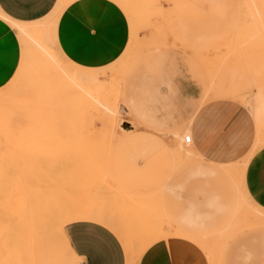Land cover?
Masks as SVG:
<instances>
[{
    "label": "rangeland",
    "instance_id": "374dc122",
    "mask_svg": "<svg viewBox=\"0 0 264 264\" xmlns=\"http://www.w3.org/2000/svg\"><path fill=\"white\" fill-rule=\"evenodd\" d=\"M64 1L69 3L68 0ZM113 1L126 15L127 40L113 60L100 66L77 64L58 49L51 33V28L55 26L53 21L60 13L58 4L54 3L45 16L26 22L36 23V27L33 35L31 33L30 38L22 42L18 39L17 29L6 20L17 35L19 60L9 81L0 86V227L16 214L20 203L25 209L42 208L43 204L51 209L56 208V213L61 215V223L68 222L72 215L76 217L83 212L94 213L97 210L99 215L118 219L120 227L117 237L129 264H136L146 245L154 241H158L159 245L166 242L172 264H235L237 251L238 254L242 252L241 257L247 264H264V252L257 255L249 242L251 237L258 240L256 237L264 235V222H260L264 207L249 196L243 185L247 159L255 149L264 145V27L260 25L262 23L264 26V10L261 9L264 5L258 9L262 0H257L259 5L251 9L248 0H239V16L234 28L237 0H124L122 4L119 0ZM62 2L60 0V4ZM54 46L60 51L57 57ZM157 50L181 53L195 66L203 84V101L231 98L245 107L253 118V139L247 153L224 166L235 186V200L231 206H222V220L216 226L208 227L205 222H195L194 229H188L191 224L190 210L198 207L165 203L166 199L176 201L181 198V189H169L168 194L164 191V195L161 189L149 194H132L121 188L118 191V186L108 173L107 155L111 142L125 128L136 125L123 99L125 76L140 52L145 54ZM42 52L49 58L42 57ZM27 55L35 60L26 61ZM53 55L57 60L53 59ZM63 56L85 71L65 64ZM20 62L27 63V67ZM63 65L65 67L62 69ZM19 68L20 76L16 72ZM70 70L72 75L68 73ZM74 72V80L77 81L73 85V77H67L73 76ZM44 73L53 76L46 79L42 76ZM95 76L99 82H96ZM205 85L206 95L210 93L211 96H204ZM5 89L7 92H3ZM230 92L242 96L230 95ZM187 128L188 125H182L175 130L159 131L165 134L174 151V166L188 159L194 160L196 156L192 150L190 155L186 154L190 151L189 143L182 140V135L188 133ZM118 196L134 198V206L130 203V208L125 200L118 210L114 201ZM199 208L200 211H193V214L200 213L203 217L207 214L204 211L209 210L205 205ZM93 221L99 223L98 220ZM106 227L112 228L110 225ZM179 229L197 237L194 240L176 233ZM60 231L54 236L58 245L62 246H57L60 247L58 251L71 264H78L79 259L69 258L65 246L66 232L64 230V237L61 235L63 230ZM175 236L193 241L178 244L165 239ZM241 243L244 244L241 246ZM24 248L28 249L26 246ZM26 252L22 254L26 255ZM28 255L29 258L25 256L26 264H33L31 253Z\"/></svg>",
    "mask_w": 264,
    "mask_h": 264
},
{
    "label": "crops",
    "instance_id": "0c3cea01",
    "mask_svg": "<svg viewBox=\"0 0 264 264\" xmlns=\"http://www.w3.org/2000/svg\"><path fill=\"white\" fill-rule=\"evenodd\" d=\"M55 1L0 0V11L14 21L32 22L45 16ZM123 1L119 0V3ZM237 5L233 28L239 16V0ZM57 19V45L77 64L103 65L113 60L125 46L126 15L113 0H72ZM172 19L175 20L173 16ZM182 55L152 51L139 56L129 66L122 92L136 125L125 128L112 143L107 155V169L119 190L132 194H149L161 189L164 195L169 189H181V198L164 202L197 206L189 213L191 224L188 229L192 230L195 222L216 226L222 220V206L234 204L235 186L224 166L247 151L253 139L254 121L246 108L231 98L203 101L199 72ZM18 60L17 35L0 17V86L9 81ZM204 96H211L210 93L206 95V85ZM182 125H188L189 144L196 156L194 160L188 159L174 166V151L165 134L159 131L175 130ZM243 185L249 196L264 207V145L247 159ZM201 205L209 209L204 211L207 214L203 217L200 213L193 214V211H200ZM97 223L77 219L63 227L68 243L79 259L78 264H124L126 253L123 254L121 241L108 227ZM259 237H256L258 240L249 238L257 255L264 252V235ZM165 239L178 244L192 242L178 236ZM165 245L154 241L140 254L136 264H172ZM241 254L236 252L235 264H247Z\"/></svg>",
    "mask_w": 264,
    "mask_h": 264
},
{
    "label": "bare ground",
    "instance_id": "6f19581e",
    "mask_svg": "<svg viewBox=\"0 0 264 264\" xmlns=\"http://www.w3.org/2000/svg\"><path fill=\"white\" fill-rule=\"evenodd\" d=\"M63 2V4L61 3L60 4V0H58V1H56V5L58 4L59 5V7H60V11L59 12H61V10L67 5V3H64V2H66V1H64V0H62ZM249 1V3H248V6L250 7V9L251 8H253L254 6H256V4H258L259 2V0L257 1V0H248ZM68 2H70V0H68ZM261 3V2H260ZM264 1L262 0V5H257L258 6V9H259V7L261 8L264 4ZM57 5V6H58ZM65 5V6H64ZM255 8V7H254ZM257 9V8H256ZM261 9H263L264 10V7L263 8H261ZM260 10V9H259ZM255 11V10H254ZM258 11V10H257ZM257 11H255V12H257ZM260 12V11H259ZM263 12V11H262ZM264 13V12H263ZM60 13H58V15H59ZM0 15L2 16V17H4V19L5 20H8L9 21V23H10V25L11 26H13L14 28H16L17 29V31H18V39H19V41L20 42H22V41H25L26 40V38L28 37V38H30V36H31V33L35 30V25H36V23H26V22H19V21H14V20H12V19H10L8 16H6L4 13H2L1 11H0ZM56 15V14H55ZM58 15H57V17H56V19L54 20V18H52L54 21L53 22H55L54 24H55V26L54 27H52L51 28V30L53 31H51V33H52V36H54V38H55V41H56V37H55V31H56V21L58 20L57 18H58ZM52 16V15H51ZM54 16V15H53ZM255 16V15H254ZM259 17H262V16H260V14L258 15ZM263 18V17H262ZM51 20V19H50ZM260 20H261V18H260ZM264 19H262V21H263ZM52 21V20H51ZM261 21V22H262ZM48 22H50V21H48ZM35 24V25H34ZM38 24V23H37ZM46 24V23H45ZM51 24V23H50ZM53 24V25H54ZM260 25L262 26V27H264L263 25H262V23H260ZM259 25V26H260ZM50 26V25H49ZM48 27V26H47ZM46 27V28H47ZM45 28V27H44ZM41 29V28H40ZM44 30V29H43ZM38 31H40V30H38ZM47 31V30H46ZM54 34V35H53ZM32 35H33V33H32ZM35 35V34H34ZM36 36V35H35ZM35 36H34V38H35ZM263 37V36H262ZM33 38V39H34ZM53 39V38H52ZM54 40V39H53ZM30 41V40H29ZM37 41V40H36ZM28 42V41H27ZM31 42V41H30ZM29 42V43H30ZM33 42H35V41H33ZM261 42V41H260ZM24 44V43H23ZM34 43H32V45H33ZM259 44H261V43H259ZM24 45H26V44H24ZM53 45H55L54 44V42H53ZM264 45V44H263ZM28 46V45H27ZM30 46H31V44H30ZM37 46V45H36ZM24 47V46H23ZM22 47V48H23ZM31 47H33V46H31ZM57 47H58V45H57ZM258 47V46H257ZM261 47V46H260ZM264 47V46H263ZM54 48L55 49H57L55 46H54ZM29 49H30V47H29ZM59 50H60V48H58ZM57 49V51H56V57L59 55V52L61 51H59ZM154 49H158L157 47H155ZM24 50V49H23ZM25 50H27V48H25ZM47 52L49 51L48 49L46 50ZM23 52V54H25V52L24 51H22ZM27 53H29L28 51H26ZM32 52V51H31ZM62 52V51H61ZM37 53V52H36ZM144 52L142 51V52H140L139 53V56L140 55H142ZM31 53H29V55H30ZM38 54V53H37ZM40 54V53H39ZM44 53L42 52V55H43ZM52 55V52H50L49 53V55ZM32 55H33V53H32ZM41 55V56H42ZM51 55H50V57H51ZM61 55H63V54H61ZM34 56V55H33ZM33 56H28L27 55V57L28 58H26L25 57V59H26V61H28L29 62V59H32L33 61L35 60V59H33ZM37 56V55H36ZM35 56V57H36ZM40 56V55H39ZM44 56H48V55H43L42 57H44ZM54 56V55H53ZM52 56V57H53ZM55 56L53 57V59H55L56 58ZM62 57V56H61ZM65 59L64 60H66L65 61V64H69V66L71 67V68H78V67H80V66H76V64L75 63H72L71 61H69L65 56H63ZM138 57V56H137ZM48 58H49V56H48ZM59 59V58H58ZM63 59V58H62ZM22 61L24 60V57H23V59H21ZM20 60V61H21ZM55 60H57V59H55ZM25 61V62H26ZM31 61V60H30ZM24 62V64H25V66L27 67V63H25ZM21 63V65L23 64V62H20ZM23 64V65H24ZM27 64V65H26ZM35 64V63H34ZM21 65H20V67H21ZM68 66V67H69ZM23 67V66H22ZM56 67H58V65L56 66ZM61 67V66H60ZM65 67V65H63V67H61L62 69ZM67 67V66H66ZM69 67V68H70ZM38 68V67H37ZM70 68V69H71ZM81 68V70H82V67H80ZM87 68V67H86ZM24 69V68H23ZM57 69V68H56ZM67 69V68H66ZM47 70V69H46ZM59 70V69H58ZM57 70V71H58ZM75 70V69H74ZM80 70V69H79ZM86 70H88L89 71V69H86ZM19 71H21L20 70V68H19V70L18 71H16L18 74H19V76H20V72ZM65 71V70H64ZM83 71H85V69L84 70H82V72ZM91 71V70H90ZM89 71V72H90ZM97 71V70H96ZM49 72V71H48ZM56 72V71H55ZM68 72V71H67ZM91 72H93V70L91 71ZM95 72V71H94ZM16 73V74H17ZM57 73H59V72H57ZM61 73H63V72H61ZM68 73H70V75H72V72H71V70L68 72ZM76 72H74V74H73V76H69V77H67V79L68 78H72L73 77V79L72 80H74V77L76 76V74H75ZM103 73V72H102ZM25 74V73H24ZM39 74V73H38ZM41 74H43V73H41ZM45 75H42L44 78H50V77H52L53 76V74L52 75H50V74H46V73H44ZM80 74V73H79ZM86 74H87V72H86ZM97 74V73H96ZM75 75V76H74ZM81 75V74H80ZM84 75H85V73H84ZM102 75V74H101ZM105 75V74H104ZM57 76V75H56ZM78 76V75H77ZM65 77V76H64ZM80 77V76H79ZM85 77H86V75H85ZM96 77V76H95ZM107 77V76H106ZM30 78V77H29ZM32 78V77H31ZM58 78V77H57ZM82 78V77H81ZM81 78H79V80L81 79ZM90 78V77H89ZM34 79V78H33ZM42 79V78H41ZM93 79V78H92ZM91 79V80H92ZM96 79H97V77H96ZM95 78H94V80H96ZM28 80V79H27ZM38 80V79H37ZM65 80V79H64ZM82 80H83V78L81 79V83H83L82 82ZM90 80V81H91ZM32 81V80H31ZM67 81V80H66ZM65 81V82H66ZM77 81V79L76 80H74V81H72V83H73V85L75 84V82ZM84 81H86V80H84ZM30 82V81H29ZM69 82V81H68ZM93 82H95V81H93ZM96 82H99L98 81V79H97V81ZM95 82V83H96ZM92 83V82H91ZM71 84V83H70ZM85 84H87L86 82H85ZM93 84V83H92ZM88 85H90L91 86V84H88ZM23 88H25V86L23 87ZM32 88V87H31ZM10 89V88H9ZM28 90V89H27ZM3 92H7V89H5V91H3ZM4 94V93H3ZM9 94V93H8ZM8 94H6V95H8ZM5 95V96H6ZM6 98L7 97H5V100H6ZM3 101V100H2ZM112 143H114V141H112L111 142V144L110 145H112ZM187 143H190V142H187ZM190 147V148H189ZM189 147H188V149H190V151L188 150V152H186V154L187 155H190V152H191V150H192V152H194L193 151V149H191L192 147H191V145L189 144ZM183 154V153H182ZM181 154V155H182ZM187 155H185V156H187ZM195 155V154H194ZM184 156V155H183ZM228 169V168H227ZM229 171V173H231L230 172V170H228ZM85 172H87V170H85ZM88 173V172H87ZM83 174H84V172H83ZM117 190L118 191H120L118 188H117ZM119 193V192H118ZM117 193V194H118ZM153 198H155L156 199V197H153ZM157 198L159 199V196H157ZM132 199H134V198H131V197H124V199L123 198H120L119 196L117 197V199L116 200H114V201H116V204L115 205H117V207H118V210H120L121 209V207L124 205L123 204V201H125V200H127L128 201V205L130 206V208H132V205L134 206V201L132 200ZM158 199H157V202L159 203V201H161L160 199H159V201H158ZM113 201V202H114ZM155 202V201H154ZM109 203H111V201L109 202ZM132 205H131V204ZM161 203V202H160ZM155 204H157V203H155ZM23 204H21L20 203V208L19 207H17V209H18V211L17 210H15V212H16V217H15V215L13 214L12 215V217L10 216L9 218H8V220H6L5 221V223H3V226L2 227H0V262H8V263H10V264H20V263H24V264H26V258H29V255H28V253H31V257H32V263L33 264H71L70 263V260L69 259H65L61 254H60V251H58V249L61 247L62 248V246H60V245H58V242H56L55 241V238H54V236L55 235H57L58 233V231H60V230H63V227H64V225L67 223H65V222H60L61 220H60V218H61V215H59V213H56V211L58 212V209H51L52 207H50L49 206V208H48V206L46 205V204H43V206L41 205V207L42 208H37L36 207V209H34L35 207H32V208H29V209H25V207L24 206H22ZM114 205V204H113ZM113 205H111V207L113 206ZM158 205V204H157ZM17 206V205H16ZM46 206V208H44ZM158 206H160V205H158ZM24 207V208H23ZM162 208V207H161ZM93 209V208H92ZM158 209H159V207H158ZM56 210V211H55ZM86 210V209H85ZM89 210H91V209H89ZM94 211H95V209H93ZM162 210V212H163V209H161ZM103 211V210H102ZM104 211H106L105 209H104ZM103 211V212H104ZM62 211H60V213H61ZM92 212V211H91ZM91 212H81L82 214H80V215H76V217H74L73 215L71 216V217H69L68 218V222L69 221H72V220H74V219H82V220H98L99 221V223H103L105 226H111L112 228H110V230L112 231V232H114V234H118L119 233V227H120V225H118L119 224V222H118V219L117 218H115V219H109V217H107L106 215H99L100 213L98 212V213H96L97 212V210H96V212H94V213H91ZM107 212H108V210H107ZM74 213H76V212H74ZM106 213V212H105ZM109 213H111L110 211H109ZM164 213V212H163ZM252 214H255V213H252ZM234 215V214H233ZM233 215H232V217H233ZM58 216H60V217H58ZM112 216V215H111ZM115 215H113L112 217H114ZM263 216V217H262ZM166 217V216H165ZM162 218V217H161ZM260 218H261V220H260V222H264V214H262V215H260ZM63 221V220H62ZM151 224V223H150ZM115 225V226H114ZM116 225H117V227H116ZM168 227H169V225H168ZM136 228H137V226H136ZM115 229H116V231H115ZM144 229V228H143ZM139 230V229H138ZM175 231V230H174ZM61 232V231H60ZM138 232V231H137ZM176 233H182L183 235H185V236H189V238L191 239H194L195 237H197L196 235H192V234H188V233H184L183 231H181V230H178V231H175ZM57 233V234H56ZM62 233L63 234H61V235H64V237H65V234H64V231H62ZM121 233L122 232H120V235H121ZM152 233V232H151ZM60 235V234H59ZM153 236V235H152ZM59 237V236H58ZM154 238V237H153ZM57 239V238H56ZM65 240H66V242H65V246H66V248H67V253H68V256H70L69 258H75V259H77V256H76V254L73 252V250H72V248L70 247V245H69V243H68V241H67V239H66V237H65ZM195 240V239H194ZM60 241V240H59ZM149 241V240H148ZM193 241V240H192ZM123 242V241H122ZM124 243V242H123ZM152 244V243H151ZM150 243H148L146 246H147V248L148 247H150V245H151ZM28 247V249L30 250L29 252H28V249L27 248H24V247ZM57 246H60L59 248L57 247ZM124 246H125V243H124ZM204 246V245H203ZM146 248V249H147ZM22 249H23V251H22ZM27 249V250H26ZM27 251L26 252V255L24 254L25 253V251ZM24 252L23 254H22V252ZM62 252V251H61ZM66 254V253H65ZM27 255H28V257H27ZM25 256H26V258H25ZM25 261V262H24ZM126 261H127V263H128V257L126 256ZM2 264V263H1ZM6 264V263H5ZM129 264V263H128Z\"/></svg>",
    "mask_w": 264,
    "mask_h": 264
},
{
    "label": "built area",
    "instance_id": "2783aa9c",
    "mask_svg": "<svg viewBox=\"0 0 264 264\" xmlns=\"http://www.w3.org/2000/svg\"><path fill=\"white\" fill-rule=\"evenodd\" d=\"M182 140H183L184 142H189V140H190V135H189V133H184V134L182 135Z\"/></svg>",
    "mask_w": 264,
    "mask_h": 264
}]
</instances>
